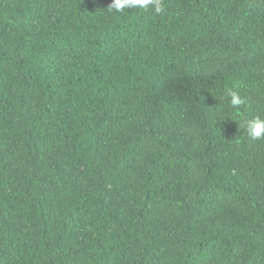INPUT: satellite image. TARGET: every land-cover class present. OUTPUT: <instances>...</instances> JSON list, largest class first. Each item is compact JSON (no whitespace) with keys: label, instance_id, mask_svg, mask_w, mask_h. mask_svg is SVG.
<instances>
[{"label":"trees","instance_id":"1","mask_svg":"<svg viewBox=\"0 0 264 264\" xmlns=\"http://www.w3.org/2000/svg\"><path fill=\"white\" fill-rule=\"evenodd\" d=\"M111 3L0 0V264H264V0Z\"/></svg>","mask_w":264,"mask_h":264},{"label":"clouds","instance_id":"2","mask_svg":"<svg viewBox=\"0 0 264 264\" xmlns=\"http://www.w3.org/2000/svg\"><path fill=\"white\" fill-rule=\"evenodd\" d=\"M128 8L144 11L154 10L158 15L163 11L161 0H112V3L107 7V11L113 14H122ZM225 99L229 100L232 108H239L244 103L239 93L231 88L225 90ZM238 128L254 141L264 140V118L260 116L242 118Z\"/></svg>","mask_w":264,"mask_h":264}]
</instances>
